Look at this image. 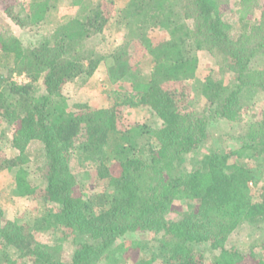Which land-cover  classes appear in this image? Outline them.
Wrapping results in <instances>:
<instances>
[{
    "label": "trees",
    "instance_id": "16d2710c",
    "mask_svg": "<svg viewBox=\"0 0 264 264\" xmlns=\"http://www.w3.org/2000/svg\"><path fill=\"white\" fill-rule=\"evenodd\" d=\"M231 1L130 0L117 20L124 41L108 50L98 40L113 18V0H86L82 15L34 44L0 31V66L28 78L19 84L0 73V119L14 126L18 151L4 156L0 134V168H18L13 195L47 204L32 225L0 219L2 252L19 255L4 264H204L202 242L220 250L213 264H242L249 256L223 246L227 238L250 227V235L261 233L252 249L264 243V186L252 192L248 163L264 159V9L257 16L260 0H234L232 12ZM18 4L5 12L22 27L41 25L54 6ZM198 51L217 64L201 80L213 106L205 114L190 109ZM136 52L152 58L148 75L137 72ZM104 61L113 105H71L64 86L92 77ZM131 108L150 109L162 126L125 123ZM220 119L232 121L229 138L237 146L207 152L189 167ZM31 162L44 166L41 184L30 177ZM179 202L187 209L171 218ZM139 230L155 236L129 238Z\"/></svg>",
    "mask_w": 264,
    "mask_h": 264
},
{
    "label": "rangeland",
    "instance_id": "374dc122",
    "mask_svg": "<svg viewBox=\"0 0 264 264\" xmlns=\"http://www.w3.org/2000/svg\"><path fill=\"white\" fill-rule=\"evenodd\" d=\"M21 1L22 0H0V31L19 36L22 38L25 45L34 44L42 36L51 34L59 25L66 23L78 15H82V11L86 8V0H52V4L54 6L49 10L41 25L34 27H22L14 23L5 12L8 6L17 7L19 5L18 3ZM113 1L115 2V12L113 14V18L107 26L104 35H101L98 40L101 49L104 50L118 47L124 41V32L117 24V20L130 0ZM191 1L192 0H186V4L189 5ZM259 3L260 6L256 9L257 16H259L262 13L261 11L264 9V0H260ZM230 10L232 12L238 10L234 6V0L230 2ZM257 20H260V18ZM191 21H189V23H191ZM149 35L152 38H155L158 36V32L153 31ZM197 53L200 59V67L197 76L189 82L191 88L190 109L199 114H205L211 111L213 106L210 105V103H208L206 98L202 95L201 80L211 69L215 68L217 64L216 59L207 51H198ZM134 60L135 62L139 61L137 63V72L139 71L141 75H148L150 73L153 64L150 56L141 57V55L136 52ZM12 63L11 59L9 66H12ZM107 65L108 62L104 61L100 64L99 68L92 77L87 80L76 79L64 86L63 94L67 97L71 105L75 103H86L95 108H105L113 105V99L109 96L108 92L112 89V87H114V84L111 83L109 79ZM9 69L10 68L0 66V73L6 74V76L9 75L12 80L19 84L28 81V78L25 75H19L17 73H13L11 75ZM37 86L39 88L38 91H41L40 87L41 89L43 87L42 82L39 81L36 84V87ZM257 109L258 105L257 107H254L252 111L256 113ZM124 119L125 123L128 124L146 123L152 127L158 128L162 126L161 119L148 108L127 109L124 114ZM231 127L232 121L228 119H220L211 124L208 131L209 138L202 143V146L196 151V157L192 158L191 161L188 162V166L193 167V165L198 163L197 160H199V158L207 152H213L220 148H227V150H230L232 147L237 146L236 143L229 138V132L232 131ZM14 129L15 128L12 123L0 119V134L4 135V148L2 154L9 159L18 155V151L13 149L11 146ZM248 163L250 167L249 176L251 177V190L252 192H259V188L264 186V159L257 158L253 161H249ZM30 164L31 167L29 168V171L31 179L36 184H41L44 180V166L41 165V163L34 164L31 162ZM17 172L18 168H14L12 170L0 168V219L3 223L20 219L23 222H29L32 225L37 221V218L42 214L44 209L47 207V204L40 197H20L12 194V188ZM106 185V183H102L99 187H105ZM85 188L86 190L93 189L92 186L88 185H86ZM108 190L112 192L111 187ZM187 206L186 202L177 203L176 206H174L173 211L169 214L170 217L180 218L182 212L187 209ZM243 228L236 230L229 238H227L224 241L225 243L223 246L228 248L236 246L240 250L244 251L249 257H246L242 264H256L255 260L251 258L264 259L263 242H261L258 247L252 249L255 245L254 240L258 238L261 233L255 229L253 235H250V227L249 229ZM154 236V231L139 230L129 235V238L134 237L142 241H147L152 240ZM37 237L41 240L46 239V235L41 233H38ZM198 247L203 254L204 264H213L215 256L219 254L220 250L212 247L209 242H202ZM2 251L3 250L0 248V264H4V262L8 261V256L11 257V259L19 258L18 253H15L12 249L6 251L7 255ZM130 253L131 252H128V256L131 255ZM70 254L71 247L68 245L66 249L67 257H69ZM129 260L126 264H132ZM154 264L171 263L161 262L158 260Z\"/></svg>",
    "mask_w": 264,
    "mask_h": 264
}]
</instances>
